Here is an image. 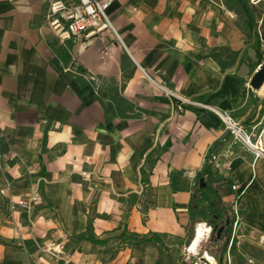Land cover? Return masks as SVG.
<instances>
[{
    "label": "crops",
    "instance_id": "0c3cea01",
    "mask_svg": "<svg viewBox=\"0 0 264 264\" xmlns=\"http://www.w3.org/2000/svg\"><path fill=\"white\" fill-rule=\"evenodd\" d=\"M229 1L114 0L117 37L81 41L54 35L49 0H0V264H181L218 253L215 228L190 216L218 141L213 167L229 181L219 198L231 210L230 185L246 187L220 264H264V158L211 110L177 108L160 88L248 130L264 125V84L249 87L261 25ZM34 192L31 212L15 204Z\"/></svg>",
    "mask_w": 264,
    "mask_h": 264
},
{
    "label": "built area",
    "instance_id": "2783aa9c",
    "mask_svg": "<svg viewBox=\"0 0 264 264\" xmlns=\"http://www.w3.org/2000/svg\"><path fill=\"white\" fill-rule=\"evenodd\" d=\"M113 1L114 0H49L47 9L44 13V22L59 40L74 38L84 41L91 37L100 36L105 32H110L117 37L107 13ZM260 1L262 0H249L252 5H256ZM258 37L261 57L255 71L264 67V29L258 30ZM102 54H106V48L102 49ZM160 88L168 98L176 102L177 108H181L184 104H193L211 110L220 118L226 130L230 132L233 141L242 145L254 156V158H264V125L258 130H248L242 123L235 121L227 111L190 101L180 97L168 88ZM245 188L246 187L240 188L234 183L230 185V189L234 192V197L230 206L234 220L226 249L227 255L239 220L238 201L244 194ZM3 193V190H0V194ZM40 201V195L34 192L28 197L20 198L15 204L29 213ZM180 250L181 253L186 254V247L183 246ZM195 264H217V262L213 256L208 255L206 252H202L196 257Z\"/></svg>",
    "mask_w": 264,
    "mask_h": 264
},
{
    "label": "trees",
    "instance_id": "16d2710c",
    "mask_svg": "<svg viewBox=\"0 0 264 264\" xmlns=\"http://www.w3.org/2000/svg\"><path fill=\"white\" fill-rule=\"evenodd\" d=\"M247 12L248 7L245 0H235ZM220 146V142H216L209 150L205 158V163L199 173L196 174L194 189L192 191L190 216L191 218L199 217L208 226L215 228V232L222 227L219 239L224 240L223 246L218 249V253L210 249H201L194 255H187L181 261V264H195L196 257L203 251L213 256L217 263H221V258L226 251L231 228L233 224V214L229 207H227L219 198L218 191L229 183L217 174L213 167L214 156ZM87 238L91 242H96L90 232V225H88ZM216 236H212V241ZM143 240V239H142ZM145 240V238H144Z\"/></svg>",
    "mask_w": 264,
    "mask_h": 264
},
{
    "label": "rangeland",
    "instance_id": "374dc122",
    "mask_svg": "<svg viewBox=\"0 0 264 264\" xmlns=\"http://www.w3.org/2000/svg\"><path fill=\"white\" fill-rule=\"evenodd\" d=\"M229 2H232L231 0ZM246 6L250 9L252 18L256 23L260 22V29H264V0L260 1L256 5H252L249 0H245Z\"/></svg>",
    "mask_w": 264,
    "mask_h": 264
},
{
    "label": "water",
    "instance_id": "95a60500",
    "mask_svg": "<svg viewBox=\"0 0 264 264\" xmlns=\"http://www.w3.org/2000/svg\"><path fill=\"white\" fill-rule=\"evenodd\" d=\"M264 84V67H261L251 77L249 81V87L252 90H258L262 85ZM222 230V227L219 228L216 232V235H220V232Z\"/></svg>",
    "mask_w": 264,
    "mask_h": 264
}]
</instances>
